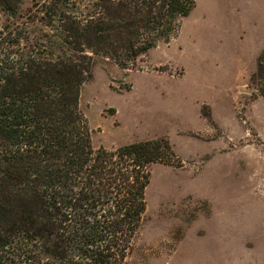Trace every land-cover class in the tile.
<instances>
[{
  "label": "trees",
  "instance_id": "obj_1",
  "mask_svg": "<svg viewBox=\"0 0 264 264\" xmlns=\"http://www.w3.org/2000/svg\"><path fill=\"white\" fill-rule=\"evenodd\" d=\"M193 6L31 0L0 25V264H126L151 164L181 163L164 137L93 147L80 88L97 59L128 68L168 42ZM249 83L264 98V47Z\"/></svg>",
  "mask_w": 264,
  "mask_h": 264
},
{
  "label": "rangeland",
  "instance_id": "obj_2",
  "mask_svg": "<svg viewBox=\"0 0 264 264\" xmlns=\"http://www.w3.org/2000/svg\"><path fill=\"white\" fill-rule=\"evenodd\" d=\"M263 41L264 0H194L133 66L95 61L79 97L93 147L164 137L181 163L151 164L126 264H264Z\"/></svg>",
  "mask_w": 264,
  "mask_h": 264
},
{
  "label": "crops",
  "instance_id": "obj_3",
  "mask_svg": "<svg viewBox=\"0 0 264 264\" xmlns=\"http://www.w3.org/2000/svg\"><path fill=\"white\" fill-rule=\"evenodd\" d=\"M264 45V41L261 43V46H259L260 48L259 49H261V47Z\"/></svg>",
  "mask_w": 264,
  "mask_h": 264
}]
</instances>
